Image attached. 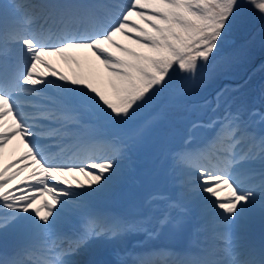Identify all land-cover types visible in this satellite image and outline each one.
<instances>
[{
    "label": "snow or ice",
    "instance_id": "obj_1",
    "mask_svg": "<svg viewBox=\"0 0 264 264\" xmlns=\"http://www.w3.org/2000/svg\"><path fill=\"white\" fill-rule=\"evenodd\" d=\"M51 7L71 22L54 39L46 38L43 30H25L22 21L9 28L7 18L2 20L0 154L15 138L25 148L21 156L0 166V209L6 212L0 220L3 229L48 232L114 184L124 159L122 150L113 145L111 155H105L97 148L101 138L91 137L81 155L65 158L60 144L75 134L70 125L89 128L88 116L126 123L169 89L174 79L179 82L178 93L190 92L200 70L216 59L214 53L233 35L245 10L254 8L264 18V0H126L124 4L80 2ZM104 15L107 20L102 19ZM9 46L14 48L13 64H9ZM77 52H84L85 58ZM48 56L71 63L72 75L44 59ZM38 66L44 71L38 72ZM49 85L57 90L54 97L46 95ZM193 127L214 129L215 134L195 146L185 140L176 153L193 174L192 195L211 206L213 216L226 225L242 220L258 199L264 206V180L257 190L245 186L230 170L238 162L237 152H244L240 159L257 153L264 159V134L257 136L239 112H226L207 125ZM42 140L49 142L48 149L41 147ZM218 144L223 147L218 149ZM214 150L216 163L210 158L201 161L202 154ZM225 190L227 195H221ZM168 206L180 207V202ZM109 233L115 235L111 228L85 230L74 242L87 247L89 240ZM224 251L235 257L224 264H264V251L245 254L235 245Z\"/></svg>",
    "mask_w": 264,
    "mask_h": 264
},
{
    "label": "rangeland",
    "instance_id": "obj_2",
    "mask_svg": "<svg viewBox=\"0 0 264 264\" xmlns=\"http://www.w3.org/2000/svg\"><path fill=\"white\" fill-rule=\"evenodd\" d=\"M6 1L9 2V0H6ZM107 1L109 2V4H117L112 0H107ZM121 1L123 3H126V0H121ZM7 5L10 6V3H8ZM3 12H4V10L0 9V25H2V19H3L2 16L7 14V13H3ZM1 27H3V26H0V28ZM229 42H230V40L227 41L226 44H228ZM77 54L81 59H82V57L85 56L84 53L77 52L76 55ZM44 59L47 60L48 62H50L51 64H53L56 68H58L60 71L64 72L66 75H69V76L72 75L73 70H74V66L71 63L65 61L62 57L48 56V57H45ZM42 68H43L42 66H38L37 70L40 71V69H41L44 71V69H42ZM200 75L201 74H198L196 85L193 87V89L195 87L196 88L200 87V84H202V82L200 81L201 79H199ZM247 78H248V76H246V78L244 77L243 82H246ZM174 83H175V81H174ZM175 85H177V84L176 83L172 84L169 87V89H167V90H165V92L161 93L148 107H145L144 112L141 111V115L143 117L138 118L137 120H141V122H144V118L146 117L147 122L145 121L143 125H142V123H140L138 127H140L142 125L141 127L144 128V126H145L146 129H143L142 132H141V130L139 132H137L136 136L133 138V141L130 142V140H128L126 137H121V136H123L122 134L119 137L108 136L106 128L108 126H110L111 123L106 122L103 119H101V122L97 127V131H96L97 133H95L96 137H100V136L105 135L107 140H109V141L111 140V141L116 142L117 145L121 146V149H127V150H125L126 151L125 153H128V155H129V159H127L129 163L125 164L126 166H128L127 167L128 172L126 174V177L119 175L111 187V188H114L115 186H117L118 184H120L123 181H127L129 183V185L127 187H124V189H122L119 193H117L115 198L110 202L111 207H115V210L117 212L116 215L113 214L115 216V223L116 224H118L119 222L121 223V221L122 222H124V221L129 222V220L127 219V216H129L130 214H133V213H138L142 216H146V211H147V208L145 206L146 200L149 198V196L152 193H156V191H154L148 195L143 196L141 199H139L140 198L139 194L137 195L136 192L139 191L141 189V187L143 186L142 183H143V179H144V172L140 173L138 176L134 175L135 172H133L134 169H133V161H132L133 156L131 154L130 148H131V145H133L135 148H137V150L139 149L142 152H146L147 149L150 147L151 143L159 135V132L157 131V125H159L158 123H160L161 120L164 122V124L166 123V125H164V131H163V135L161 137L164 136V138H165L166 137L165 135L169 134L168 131H171V127H172L171 123L176 122V120L172 119L169 115L166 114L165 105L162 107V109L155 110V111H160V112H151L152 105L156 104L159 101V99H158L159 97H164L165 100H170V102H182V101H177V100L182 99L183 101H185L189 97H195L196 96V95L192 94L193 89L187 93H178V91H177L178 87H174ZM252 87H253V89L256 90V92L253 96V99L250 96V104L248 106H245L244 109H242V107L239 108V106H238V107L232 109V111L238 110V111L246 112L248 114L250 120H252L253 122L259 123L262 126L261 129L263 131L259 130L258 128H253V129L256 130L257 132H263L264 133V128H263L264 127V125H263L264 121L261 120V116L264 115V87H260L258 81H256V80H253L251 82V88ZM198 91L200 93L208 92V90H206V91L201 90V88H199ZM56 93H57V90H56L55 86L49 85L47 88L46 95L50 96V97H54L56 95ZM227 103H228V101H227ZM193 104H195V102H190L189 109L186 108V111H187L185 113L186 115H182L181 117H179L177 123H183L184 121H187L188 120L187 115H189L190 111L192 114L201 112V110H199V109H198V111H195V108H194L195 105H193ZM208 104H210V101H207V105ZM82 108L84 109V111H87V109L83 105H82ZM155 109H156V107H155ZM200 109H206V107L200 108ZM150 113L158 114V117L160 119L158 118V120H157V117L152 118L151 117L152 114L150 115ZM253 113H255V115H253ZM148 114H149V116H148ZM161 117H163L164 119H161ZM148 120H150V121H148ZM128 123H129V121H127L125 124L129 125ZM106 125H107V127H106ZM71 128H73L74 131H79V132H77V134H78V137L80 138L81 137L80 133L82 131V130H80L81 128L76 129V126H73V125H71ZM193 128L194 127H190V129L188 130V134H189L190 130ZM135 129L136 128H129V129L124 130L123 132H124V134L126 133V135H128L129 133H132L133 130H135ZM185 129H187V123H186ZM140 133H142V138L138 137V135ZM148 133L151 134V136ZM203 133H204V130H203ZM122 141L124 142V144H122V145L119 144ZM97 148L99 149L100 147H97ZM142 154L146 155L144 153H142ZM4 156H5V151L3 152V154H1V157H4ZM140 162L145 163L146 161H140ZM3 164H5V162L2 163V160L0 159V166H2ZM24 175H26V172L24 173ZM172 178L173 177L169 178L167 176L163 177L164 187L160 188L161 192H157V193H162V192H165L166 190H167V193H170V187H178L179 181H177L176 178L175 179L174 178L172 179ZM69 179H72V178L69 177ZM77 179L86 182V178L83 176L81 177V175H79V177ZM174 180H176V181H174ZM73 183H75L74 180H73ZM147 185L151 186V180L149 183H147ZM160 189H158V190H160ZM176 192L177 191L175 188V190H173L172 193L162 194V195H164L166 197L171 196L172 198L174 197L177 200H180L181 196L179 194L174 195ZM103 194L91 198L88 201L87 206L85 208L74 213L70 220L61 221L53 229L49 230V232H60L62 230V227L66 228V227L72 225L71 223L78 220V218H80V217L86 216L87 218H92L93 214L95 213V211H94V204L96 203L95 200H97V199L101 200L103 198ZM154 195H157V194H154ZM182 204L192 205L191 207H193V209H195V212H198L197 214L195 213V215H197L196 217H201L203 219L202 224H204L205 220L207 219V216H210L211 215L210 213H212V211H213L209 205L205 204L203 201L194 197L191 192H187L184 194ZM140 208H141V211H140ZM0 213H2V215H1L2 217L6 216L5 210L0 209ZM183 213L188 214V213H186L185 210L183 211ZM210 219H213V218H210ZM154 220H157V218H154ZM160 220H161V218H158V221H160ZM190 223H191V220H190ZM234 224L237 225L238 229L236 231H234L233 233L240 232L238 235H239V237L241 236V239L245 238V236H243V234L247 233L248 231H250L249 233H253L252 231H254V230L255 231L256 230H264V206H262L261 203L258 202L253 208H251L249 210L248 213H246V215L244 216V218L242 220H239L237 223H234ZM234 224H232V225H234ZM232 225L224 224L223 228L226 229V227L232 226ZM123 227L124 226L121 224V228H123ZM189 227H191V226H189ZM219 227H220V220L217 219V231L219 230ZM21 231L22 230H19L17 228H11V227H9L7 229L0 228V241L3 243V248L8 249L9 251H10V249L16 248L17 249L16 253H22L24 255H26V253H31L32 251H30L29 248L32 246V244L26 245L28 243H26V241L24 240L22 235L30 233L32 237L38 238L37 232L40 230H38V231H36V230L35 231H22V232ZM123 231H124V229H123ZM32 232H33V234H32ZM140 232H143V231H140ZM198 232H200L198 229H195V233L185 232L181 235V238H182V240L187 239V241L190 242L187 244H191V242L193 243L197 239V238H195V235L198 234ZM120 234L124 235L125 233L124 234L123 233H117V234H115V236L111 234L110 236L103 237L100 240H89L87 247L84 248L83 251L78 252V261L81 262L84 259H86L89 255V253L91 251H93L94 246H96V247L97 246H103V244L107 250L109 249L108 250L109 252L103 253V255H100L99 257H102V258H107V257L110 258L111 257L113 260H117V259H114L116 256V251L117 252L122 251L123 246H124V240H125V236H122L119 238ZM125 235H129V234H125ZM60 238L61 239L59 240L57 245L53 243L54 247L51 248V250L53 251L54 249L60 247L61 245H65L66 248L68 249V253H71V252H69V251H71L70 250L71 248H69L71 246V244L68 243L69 245L68 244L66 245L65 239L62 240V237H60ZM173 238L175 241L181 242V240L178 241L176 239L175 233H173ZM246 239H247V237H246ZM246 239H245L244 244H246ZM74 243L75 242H73L72 244L76 245V243L75 244ZM24 247H25V251H23ZM32 247H34V245ZM92 247H93V249H92ZM112 248H113V250H112ZM60 251L62 252V250H60ZM72 252H74V250ZM62 253H61V256H63V258H66L65 257L66 254L64 252H62ZM245 254H247V253H245ZM15 256H18V254H15ZM15 259L18 260L17 258H15Z\"/></svg>",
    "mask_w": 264,
    "mask_h": 264
},
{
    "label": "bare ground",
    "instance_id": "obj_3",
    "mask_svg": "<svg viewBox=\"0 0 264 264\" xmlns=\"http://www.w3.org/2000/svg\"><path fill=\"white\" fill-rule=\"evenodd\" d=\"M16 1L18 2V7H20V13L22 14L23 18H25L29 15H33L35 18L33 26L31 28H26L25 30H27V31L43 30L44 36H46L47 31H49L50 33H52V38L54 39V37L57 34H59L60 30L62 28H64L62 21L59 18H57L56 16H54V17L49 16V14L45 10H43L46 8L41 4L40 0H30V1L26 0V2L23 3V6L21 5L22 0L21 1L16 0ZM39 3H40V5H39ZM7 8H8V6H7L6 0H0V9L4 10L3 13H6ZM10 13H13V11L10 10ZM55 13H57V10L54 12V14ZM13 17H15V15H13ZM133 19H135V17ZM22 20H24V19H19L16 22H19ZM16 22H14L13 25H15ZM20 26L25 27V24L23 21H22V24ZM118 39H120L124 43H127V41L124 40L123 37H118ZM79 53H84V52H79ZM85 56H86V54H85ZM85 56L82 57V59H84ZM91 59L94 61V58H91ZM37 71L39 72V70H37ZM40 71H43V70L40 69ZM81 109L84 111L83 108H81ZM241 119L243 121H245L250 126V128L252 127V128H258L259 130H262L261 129L262 126L259 123H256V122H253L252 120H250L248 115L245 117H241ZM69 127H71V125ZM217 127H218V125H217ZM205 129L207 130L206 133H205ZM205 129H204V133L197 132L194 128L191 129L189 134L186 136L185 140L190 139V143L193 146L195 144L200 143L203 140V138L206 137L205 134L209 135L214 131V129H209V128H205ZM261 134H264V133L263 132L256 133L257 136H259ZM149 135L151 136V134H149ZM89 138H90V136L88 135V139H86L83 143L80 144V145H84L83 147H81L80 151H83V148L87 145ZM68 143H69V139H67V140L63 139L62 143L60 144V147H62L63 150L64 149L68 150V147H66ZM113 145H116L121 149L120 145H117L112 141H108L107 139L102 140L101 143L97 144V147H100L99 150L103 154L111 155V150H112ZM218 145L223 147V144H218ZM75 150H78V148H75ZM121 150H122V154H123L124 159L122 162L121 171H120L119 175L126 177V174L128 172V170H127L128 166H126L125 164L129 163L127 161L128 155L125 154L124 149H121ZM179 150L180 149L175 151V153L172 154V157L167 159L165 173H166L167 177H169V178L173 177L174 179L176 178V180L179 181L178 187H170V193H172V191L175 190V188H176L177 192L174 195L179 194L181 196V199L179 200L180 207L170 208L168 206L170 202L177 201V199L174 197L173 198L171 196L166 197V196L162 195L163 193H156L157 195L150 196L146 200V203H145V206L147 208V215L143 218H140V219H133L128 224L126 231L129 233L132 231L134 232V234L131 235L134 237V240L129 243L128 247L125 248V252L127 254L128 253H134L133 251L135 248H137L138 250H141V244L143 242H145L144 245L146 243H150V245L155 244V243L156 244L169 243V242L175 243L177 241L174 240L175 237L173 238V233L176 234V239L179 241V240H182L181 235L183 233L191 230L189 225H188V220H187V216L189 213L188 214L183 213L184 207L182 206L183 205L182 203H183L184 194L187 192H190L189 181L191 180V177L193 174H191V172H190L189 165L183 159H181L179 156L176 155V153ZM4 151H5V156L1 157V154H0V159L2 160V163L5 162V164H6L9 161L14 160L17 157L21 156L25 152V148L23 146V143H21L18 138H15V139H13V141H11L6 146ZM246 151H247V149H245V152ZM68 154H74V150L70 151V153H68ZM193 155H195V154H193ZM242 155H244V152H240L239 156L237 158H235L236 160H238V163L241 162V160H243V159H240V157ZM66 158H68V156H66ZM244 160H245L244 164L250 163L249 165L251 168L249 170H247L245 167H243V163H242V166L237 165L238 163L234 164L230 170L238 177V179L245 186H253V187H256L257 190H259V185H260L261 181L264 180V159H262L261 156L259 155L256 158H252L251 156H249V158H245ZM26 175H27V172H26ZM78 177H79V174H77V178ZM176 180H174V181H176ZM127 183H128L127 181H123L120 184H118L117 186H115L114 188H112L111 190H113V191H112V193H110V196L103 197L101 200H96L95 206L97 208H99L100 210L106 209V207L109 205L108 202L111 201L112 199H114L115 196L117 195V193H119L122 189H124V187H127L129 185V183L128 184ZM225 191H226L225 193L227 194V190H225ZM170 193H168V194H170ZM258 202H260L259 199L257 200V203ZM1 215H2V213H0V220L4 219V217H2ZM97 215H100V212L96 213V217H97ZM165 215L167 216L166 220H165ZM137 217H139V216H137ZM159 217H162V219L165 221L163 224H161L157 220H154V218H159ZM86 222H87L86 219H82L80 222H78L80 225L83 226V227L81 226L82 228H80L78 231H80V230L82 231L84 229ZM111 222H112V219H109L108 224L109 223L111 224ZM116 229H118V231L115 232V234L124 232V231H122L124 228L120 229V228H118V226L112 227L113 231ZM71 230L74 231L75 228L71 229ZM36 231H38V230H36ZM140 231H143V232H140ZM150 232L153 233V235L150 236L149 235ZM32 234H33V232H32ZM37 234H38V238L32 237L30 233L22 235V237L24 238L26 243L34 244L35 249L33 252L28 253L26 255H19L18 259L20 260L21 264H44V263L50 262L48 259H54L53 262L57 263V264H64L65 261H78V252L83 247H85L84 244L79 245V247H77L75 245L76 247L71 250V253L66 254V258H63L61 255H59L58 249L54 250L55 254L52 253V254H54V256H52V255L48 256L44 252L51 250V248L53 247V243L56 242L58 235L60 233L58 234V232L38 231ZM109 235H110V233H109ZM198 238H200V237H198ZM206 238H207L206 236H203L202 240H205ZM257 239H258V237L255 236V240H257ZM181 242H183V243L187 242V239H184ZM218 244H219L218 247H221L224 245L223 242H219ZM226 245H228V244H226ZM227 247H229V246H226V248ZM97 249H98L99 253H108L109 252L108 251L109 249L107 250L104 247V244H103V246H97ZM97 249H96V246H94L93 251L90 252L91 254H89L88 257H90L92 255V253H95V251ZM224 249H221L220 251L225 253ZM24 250H25V247H24ZM73 250H74V252H72ZM112 250H113V248H112ZM3 251H4V253H6V250H3ZM14 251H15V249H12L11 252H9V253H14ZM1 255H5V254L1 253ZM8 259H10V258H8Z\"/></svg>",
    "mask_w": 264,
    "mask_h": 264
},
{
    "label": "trees",
    "instance_id": "obj_4",
    "mask_svg": "<svg viewBox=\"0 0 264 264\" xmlns=\"http://www.w3.org/2000/svg\"><path fill=\"white\" fill-rule=\"evenodd\" d=\"M229 40L230 42L225 44L219 53H214L216 59L200 70L199 74L202 75L200 86L205 85L208 91H215L222 82H226L230 88L236 89L238 92L247 91L249 85L242 82L245 73L254 66L257 67L255 73L264 70V61L262 60L264 58V18L257 14V10L254 8L245 10ZM222 74H227L228 78L221 79ZM174 81L176 84L179 83L178 80L174 79ZM174 81L172 84H175ZM161 99L164 100V103L158 106L165 105L168 114L182 113L187 107V101L183 103L170 102L164 97Z\"/></svg>",
    "mask_w": 264,
    "mask_h": 264
}]
</instances>
